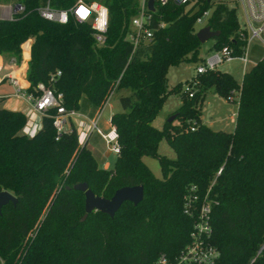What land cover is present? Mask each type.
<instances>
[{"label":"trees","instance_id":"obj_1","mask_svg":"<svg viewBox=\"0 0 264 264\" xmlns=\"http://www.w3.org/2000/svg\"><path fill=\"white\" fill-rule=\"evenodd\" d=\"M18 1L24 13L0 21V56L18 60L20 45L30 41L28 95L37 97L42 84L60 97L64 110L78 112L81 99L99 111L112 93L126 94L109 117L118 146L110 169L96 165L73 128L54 141L50 118L41 116L39 130L26 137L20 134L24 115L0 108V192L15 198L0 209V264H154L159 255L172 260L189 240L194 216L183 214V203L191 187L198 203L210 205L209 243L218 264H264V248L258 252L264 244V58L239 84L215 70L191 78L194 86L185 81L168 89L167 69L196 61L194 21L208 8L206 1L194 13L172 0L155 6L152 37L134 49L126 36L136 0H81L107 11L101 46L86 24L46 22L34 12L45 2L65 9L77 0ZM205 26L218 33L211 49L227 46L239 55L244 36L234 7L215 3ZM209 90L235 103L231 132L201 123ZM170 95L179 100L175 118L157 130L151 121ZM162 139L173 160L157 154ZM144 157L157 160L160 179ZM79 183L104 199L119 188L141 186L142 200L123 203L112 218L91 212L80 221L83 194L71 189Z\"/></svg>","mask_w":264,"mask_h":264},{"label":"built area","instance_id":"obj_2","mask_svg":"<svg viewBox=\"0 0 264 264\" xmlns=\"http://www.w3.org/2000/svg\"><path fill=\"white\" fill-rule=\"evenodd\" d=\"M137 12L129 22V33L126 40L134 49L140 43H148L152 37V28H150L152 14L155 12V6H165L168 0H153L152 11H148L146 7L147 0H136ZM203 1H206L208 8L201 10L195 18L194 25L200 26L207 23L211 17V12L215 3L212 0H172L178 6L184 7V12H197ZM234 8L239 9L243 18V25L239 28L240 34L244 36V46L241 48L239 55H234L232 48L223 46L206 58L202 63L195 67V74L201 75L209 71H215V67L221 63H227L237 60L242 65V75L245 73L244 65L247 63V52L250 41L255 40L264 50V0H234ZM227 5V4H226ZM229 7V6H227ZM38 18L51 23L60 25L72 21L79 24H86L92 33V38L97 46L103 43V35L106 30L107 11L105 7L95 2L85 3L77 0L72 6L65 9H56L49 6L48 2L37 7L34 10ZM24 13V7L18 0H0V21H13L15 18ZM158 28L164 27L163 23L157 25ZM242 36V35H241ZM24 47V48H23ZM29 41H25L20 45L19 59H7L9 71L5 78L7 82L15 88L16 94H19L20 76H23L22 63L29 57ZM23 53L26 54L23 60ZM54 76H58L56 73ZM52 77V76H51ZM39 95L32 97L27 95V101L32 109L40 116H48L51 120V126L54 130V141L64 133L66 122L71 117H76L75 111H66L59 104L60 97L55 96L53 92L44 87L42 84L36 85ZM106 103V102H105ZM54 109V113L47 114V111ZM91 130L105 142L109 151L116 155L118 146L116 143V134L113 128L102 134L96 127L95 121L91 122ZM194 128L190 127L189 131ZM220 170L216 172L219 175ZM194 188L189 189V193L184 199L183 214L186 216H194L191 230L188 235V243L184 248L172 259L169 260L164 255H159L154 264H218L219 253L209 243L210 236V205L206 201L198 203L197 197L193 194ZM264 248L261 246L260 252Z\"/></svg>","mask_w":264,"mask_h":264},{"label":"rangeland","instance_id":"obj_3","mask_svg":"<svg viewBox=\"0 0 264 264\" xmlns=\"http://www.w3.org/2000/svg\"><path fill=\"white\" fill-rule=\"evenodd\" d=\"M213 2H226L227 6L234 7V0H212ZM236 21L239 28L243 25V18L240 10L236 11ZM204 25L195 26L194 30L197 32ZM213 40H207L203 44H200L196 61H187L179 64L175 67H169L166 71V81L168 89L172 88L176 84H181L185 81H189L190 86H194L193 82H190L191 78L195 77V67L202 63L206 58L211 56L215 50L211 49ZM247 63L244 65L245 72H247L253 65L258 61L264 58V50L261 46L255 41H250L248 45L247 52ZM215 70L220 73H225L230 75L236 83H240L242 76V65L237 60H232L227 63H221L215 67ZM126 92L119 91L117 93H112L103 107L98 111L91 109V115L93 122L95 121L97 129L102 133H107L109 128V117L111 114L119 112L120 107L118 104V97L125 95ZM233 101H236V96H233ZM80 110L78 112L84 113L86 105L83 99L80 100ZM179 105V100L176 96L170 95L167 96L162 104L161 109L158 111L156 116L151 121V126L157 130H161L164 123L173 115ZM236 112L235 103L226 102L223 99L218 98L212 93V91H207L202 105H201V114L200 121L201 123L211 125V129L216 131V127H221L222 131L229 132L233 130V124L230 119L234 118ZM90 128V126H89ZM86 148L90 151L93 159L96 162V165L99 168H103L104 165H107V168L113 166L115 160V155L111 153L106 146L105 142L95 133L92 129L86 134ZM157 154L168 160L174 159V153L168 147L166 142L162 139L157 146ZM143 164L148 168L152 176L156 179H160L161 174L158 167L156 159L144 157L142 158ZM106 168V169H107Z\"/></svg>","mask_w":264,"mask_h":264},{"label":"crops","instance_id":"obj_4","mask_svg":"<svg viewBox=\"0 0 264 264\" xmlns=\"http://www.w3.org/2000/svg\"><path fill=\"white\" fill-rule=\"evenodd\" d=\"M28 60L29 57L22 63L23 76H20L19 78L21 90L19 94H16L15 88L11 86L5 78L6 73L9 71L7 59H3L0 56V108L7 111L20 112L24 115L25 124L21 129L20 134L26 137L34 135L39 130L41 120L40 114L34 111L30 103L27 101L28 94L26 93V89L28 88V83L25 81V72ZM91 112L92 111L89 107H85L84 113L76 112L77 116L69 118L64 127V132H69L71 128L74 129L78 145H86L85 137L86 134L91 131L90 124L93 121ZM230 121L233 124L234 118H231ZM205 126L211 129V125L209 124ZM216 131H222V128L218 126L216 127ZM103 168L106 169L107 165H104Z\"/></svg>","mask_w":264,"mask_h":264},{"label":"water","instance_id":"obj_5","mask_svg":"<svg viewBox=\"0 0 264 264\" xmlns=\"http://www.w3.org/2000/svg\"><path fill=\"white\" fill-rule=\"evenodd\" d=\"M152 5L153 0H147L146 7L148 11L153 10ZM217 35V32H213L207 26H204L195 33V38L199 44H203L207 40H213ZM174 118L175 115H172L166 123H171ZM71 189L83 194V215L80 221H84L91 212H98L112 218L123 203L127 202L132 206H136L142 200L141 186L119 188L113 192L109 199L94 196L84 183L76 184ZM7 203L14 204L15 198L8 192H0V209Z\"/></svg>","mask_w":264,"mask_h":264}]
</instances>
